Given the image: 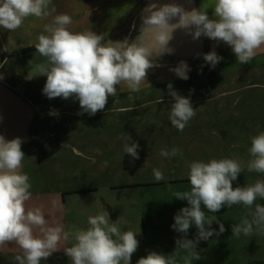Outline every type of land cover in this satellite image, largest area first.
I'll list each match as a JSON object with an SVG mask.
<instances>
[{"label": "rangeland", "instance_id": "1", "mask_svg": "<svg viewBox=\"0 0 264 264\" xmlns=\"http://www.w3.org/2000/svg\"><path fill=\"white\" fill-rule=\"evenodd\" d=\"M70 1L67 2L66 14L71 7ZM145 1L142 0L139 7L132 10L117 30L114 27L125 19L122 17L119 20V14L110 20L98 19L99 14L89 15L93 25L91 31L104 35L105 42L120 41L119 37L128 32L130 22ZM59 8L51 14L47 24L54 15L64 13ZM104 10L105 14H116L109 9ZM90 13L89 10L85 12V18H89ZM27 21L25 19L14 32L7 33L0 28V83L27 103V99L33 98L42 105H49L47 100L50 99L42 92L46 76L39 75L35 67L45 58L37 51L14 55L33 40L31 35L25 34ZM99 23H104L103 27L99 28ZM70 29L74 32L83 30H75L73 25ZM88 30L90 28L84 29ZM212 45L207 40L205 53L213 50ZM215 51L223 59L211 68L202 56L189 65L188 75L195 76L189 81L180 80L169 71L175 66H170L149 70L148 81L144 82L139 92L129 91L124 85L118 86L114 110L115 138L113 147L108 149L111 155L108 161L90 158L91 147L84 151L78 148L81 154L75 151L73 154L60 142L54 146L53 156L49 157L43 148L39 154L34 144L30 143L28 134V141L22 144L25 153L22 171L29 175L32 185V198L27 206L41 207L49 223L62 224L65 231L73 225L86 228L88 216L106 210L110 220L116 221L122 231L138 233L139 247L132 256L131 264H136L139 258L151 251L165 255L172 253L176 248L175 240L181 235L171 227L174 216L188 206L186 200L176 199L174 193L190 189L188 165L192 161L212 158H235L246 163L250 159L248 149L251 137L264 131V56L241 65L227 48L223 52ZM169 83L182 96L189 97L196 109L195 117L183 132L173 127L169 120L173 102L168 94ZM58 104L60 107L61 102ZM32 130H37V127L33 126ZM40 133L45 137L46 134H53L54 130L44 125ZM55 133L52 137L59 139L60 131ZM122 133L139 145V159L123 153L125 141L118 139ZM86 145L83 143L84 147ZM172 147L181 149L183 156L169 159L160 155L161 149L170 150ZM95 151L107 152V147H95ZM154 168L162 171V181H155ZM258 179L264 180V174L250 173L245 167L233 181V187L253 184ZM75 190L78 191L73 192ZM66 192L68 194L63 201L62 194ZM53 202H56L55 206ZM257 203L264 204V200L258 199ZM204 210L208 215H215L226 231L208 241L201 240L197 245L201 259L193 264H264V235H241L239 238L232 235L231 226L246 214L247 210L242 205L224 207L216 213ZM211 228L219 231V224L214 221ZM196 235L193 225L187 238L195 239ZM0 251H3L0 264H15L13 258L19 254V249L14 243L5 244ZM41 264L71 262L61 250Z\"/></svg>", "mask_w": 264, "mask_h": 264}, {"label": "clouds", "instance_id": "2", "mask_svg": "<svg viewBox=\"0 0 264 264\" xmlns=\"http://www.w3.org/2000/svg\"><path fill=\"white\" fill-rule=\"evenodd\" d=\"M51 5L52 0H0V28L14 32L28 17L44 20L55 12ZM143 11L139 35L108 42L104 41V35L91 30L72 31L70 15H55L44 25L35 44L36 51L45 58L35 66L39 75L46 76L43 94L49 99L75 98L82 110L78 114L95 115L105 109L109 97L117 95L118 86L124 85L132 92L141 90L148 81L149 70L161 67L157 57L174 53L170 42L177 30L193 40L203 36L217 44L223 42L241 65L250 63L258 52L264 51V0H214L211 17L202 4L188 10L175 0L166 3L153 0ZM201 55L211 68L223 59L214 49L197 54ZM169 71L180 79H189L186 61H179ZM167 88L173 99L169 120L183 132L195 117L196 109L189 97L173 89L172 83ZM49 114L57 116L58 112L53 110ZM118 139L125 141L123 153L139 159V145L131 142L130 136L122 133ZM248 153L250 159L246 163L235 158L192 161L187 173L190 189L174 193L176 199L188 203L175 214L171 226L181 234L175 240V250L167 255L151 251L136 264L199 261L198 243L226 231L224 224L204 209L216 213L224 207L242 205L247 211L231 226L232 235L237 238L264 235V204L257 203L258 199L264 200V180L233 187V181L245 167L250 173L264 174V131L251 137ZM160 155L170 159L182 157L183 153L172 147L161 149ZM24 159L22 140L19 137L6 140L0 134V247L9 243L18 247L19 254L13 258L15 264H41L61 250L71 264H131L139 247L138 233L122 231L106 210L88 216L86 228L73 225L65 231L62 224H50L41 207L29 208L32 185L29 175L22 171ZM153 175L157 182L164 179L159 169L154 168ZM214 221L219 224V231L211 228ZM193 225L197 235L189 239Z\"/></svg>", "mask_w": 264, "mask_h": 264}, {"label": "flooded vegetation", "instance_id": "3", "mask_svg": "<svg viewBox=\"0 0 264 264\" xmlns=\"http://www.w3.org/2000/svg\"><path fill=\"white\" fill-rule=\"evenodd\" d=\"M193 77L189 76V79L183 81H189ZM36 100L37 99L33 98L30 100L27 99L34 111L28 134L30 143L34 144L39 154L41 152L40 150L43 148V152L45 151L49 157L53 156L54 146L57 142H60L63 147L72 151L73 154L74 151L77 152V154H81L78 148L84 151L91 147L93 152L90 158H95L96 161L99 160L102 162L110 160L111 155H109L108 149L113 147L115 138L114 110L116 96L109 97L105 109L98 111L95 115H89L88 113L78 114L82 110L80 109L79 101L75 98L50 99L47 100L49 105H42ZM44 102H46V100H44ZM58 102H61L60 107ZM53 110L58 112L57 116L49 114ZM84 120L86 123H82ZM44 125L49 126V128L53 127L54 133L51 135L46 134L44 137L40 133V129ZM33 126H36L37 130H32ZM57 130L60 131L59 139L52 137L54 134L56 135L55 131ZM83 143L87 144L86 147L83 146ZM100 146L103 148L107 147V152L99 153V151H95V147L98 148ZM76 191L78 190L73 192ZM67 194L68 192L62 194L63 201H65ZM62 205H64V203H62ZM62 221H66V219ZM16 253H18V251ZM0 254H3V251H0Z\"/></svg>", "mask_w": 264, "mask_h": 264}, {"label": "water", "instance_id": "4", "mask_svg": "<svg viewBox=\"0 0 264 264\" xmlns=\"http://www.w3.org/2000/svg\"><path fill=\"white\" fill-rule=\"evenodd\" d=\"M153 0H146L143 6L138 10L129 24L128 32L122 34L120 41L125 38L134 39L140 34L142 17L144 9L148 7ZM161 3L172 2V0H160ZM176 3L183 5L186 9L196 8L195 0H175ZM170 47L175 49L173 54H167L157 57L162 69L170 66H177L179 61H186L188 65L195 63L201 56L198 53H205L206 44L204 37L193 40L191 36L185 35L181 30L174 33V39L170 42ZM33 108L24 99L11 91L8 87L0 83V134L6 140L19 137L22 144L28 141V132L33 119Z\"/></svg>", "mask_w": 264, "mask_h": 264}, {"label": "crops", "instance_id": "5", "mask_svg": "<svg viewBox=\"0 0 264 264\" xmlns=\"http://www.w3.org/2000/svg\"><path fill=\"white\" fill-rule=\"evenodd\" d=\"M67 2H68V0H52V5L50 7H54L55 12H57L58 8L62 4H64V6L62 8H59V9H62V11H64V14H66L65 12L67 10L66 9L67 8ZM141 2H142V0H71L70 1L71 7L68 10L69 11L68 14L73 19V23H72L73 28L75 30H82V28H83V30L81 32H83L85 28L86 29L90 28V30H93V25L91 24L92 20L89 17V15L92 16L93 14L94 15L99 14L97 16L98 19L110 20V19H115L117 14H119V20L122 17L125 19H122L116 25V27H114V30H117L118 26L120 27L122 25V23L124 24L126 22V18H128L132 14V12H133L132 10L139 7ZM195 2H196V7H199L201 4L205 7H207L208 12H209V16L211 17L214 0H195ZM85 6L87 7V9L85 8ZM100 9H102L103 11L100 12ZM104 9H106V10L109 9V12L113 11L116 14H113V15H110L107 13L105 14V13H103L105 11ZM88 10L91 13L88 14L89 18H85V12H87ZM100 14H102V15H100ZM51 16L52 15H50L49 17H47L44 20H39L35 17H28L27 18V20H28L27 26H26V29H24L26 31L25 34H27V36L31 35L33 40L31 41V43H29L25 47L21 48V50L35 47V44L37 43L36 40H37L38 35L43 32L44 25L47 24V21H48V19L51 18ZM103 24L104 23H99L98 24L99 28L103 27ZM4 31L7 33H10V31H8V30H4ZM204 39H205V44H206L207 40L209 42H211V44H213L212 46H213L214 50H220L223 52V50H226V48H227L230 52H232L231 48L228 45L224 44L223 42H220L217 44V42L212 41L206 37H204ZM223 47H225V49ZM35 51L36 50H33V51L28 52V53L35 52ZM261 56H264V51L258 52V54L256 55V57L253 60H255L256 58L261 57Z\"/></svg>", "mask_w": 264, "mask_h": 264}, {"label": "trees", "instance_id": "6", "mask_svg": "<svg viewBox=\"0 0 264 264\" xmlns=\"http://www.w3.org/2000/svg\"><path fill=\"white\" fill-rule=\"evenodd\" d=\"M33 50H36L35 47L17 51V52L14 53V55L25 54V53H28V52L33 51Z\"/></svg>", "mask_w": 264, "mask_h": 264}]
</instances>
